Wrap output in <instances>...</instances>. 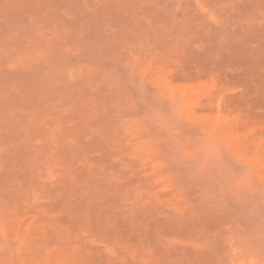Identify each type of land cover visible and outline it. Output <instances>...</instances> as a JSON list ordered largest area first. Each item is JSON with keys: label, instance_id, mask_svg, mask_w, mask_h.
Returning <instances> with one entry per match:
<instances>
[{"label": "rangeland", "instance_id": "1", "mask_svg": "<svg viewBox=\"0 0 264 264\" xmlns=\"http://www.w3.org/2000/svg\"><path fill=\"white\" fill-rule=\"evenodd\" d=\"M0 264H264V0H0Z\"/></svg>", "mask_w": 264, "mask_h": 264}]
</instances>
